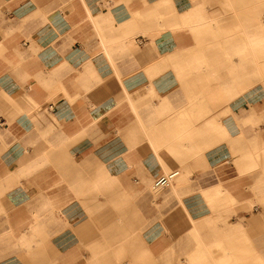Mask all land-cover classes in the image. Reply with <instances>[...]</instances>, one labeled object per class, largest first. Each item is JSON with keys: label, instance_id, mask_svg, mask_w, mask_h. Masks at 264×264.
Here are the masks:
<instances>
[{"label": "crops", "instance_id": "obj_1", "mask_svg": "<svg viewBox=\"0 0 264 264\" xmlns=\"http://www.w3.org/2000/svg\"><path fill=\"white\" fill-rule=\"evenodd\" d=\"M161 2L0 0V118L6 123L0 128V264H18L21 259L22 253L6 250L17 241L9 242L6 232L20 229L23 215L30 213L25 207L34 198L33 189L22 190L20 176L36 172L46 155V164L68 165L70 174L88 169L95 159L98 170L109 167L114 176L133 183L140 180L141 172L156 179L163 175V166L182 163L169 152L161 153L160 163L148 140L137 136L171 117L164 102H154V109L160 108L156 113L144 106L151 101L147 95L151 88L163 99L174 81L171 55L178 51L179 42L158 32L149 11ZM175 4L184 5L183 0ZM127 100L141 110L142 124L126 120L131 117ZM234 112L240 110L227 112L222 120L231 138L240 132ZM231 140L206 152L211 167L220 158L221 147L230 151ZM64 150L81 159L65 161ZM33 175L36 180L37 173ZM78 182L77 178L74 183ZM70 186L50 196L71 198ZM47 206L34 207L31 213L45 214ZM52 206L47 213L62 216L49 229L55 223L56 227L71 225L64 211H54ZM6 212L12 227L7 226ZM50 242L54 245L51 237L47 245ZM55 245L60 249V243ZM68 250L61 247L58 252ZM32 254L28 257L32 262H54L53 256L37 259Z\"/></svg>", "mask_w": 264, "mask_h": 264}, {"label": "rangeland", "instance_id": "obj_2", "mask_svg": "<svg viewBox=\"0 0 264 264\" xmlns=\"http://www.w3.org/2000/svg\"><path fill=\"white\" fill-rule=\"evenodd\" d=\"M176 2L178 0H164L158 14L150 12L151 19L155 20L153 23L157 24L158 32L171 34L179 42L178 53L171 58V72L174 75H172L174 78L172 91L163 99L154 96L149 104L144 106H149L150 110H153L156 107L154 102H158L159 105L164 102L168 114L171 115L167 119L176 117L178 113L175 115L173 112L185 111H183L185 115L182 122L186 121L189 124L186 135H191L192 139H195L193 141L195 143L191 144L187 138L185 147H183L185 143L179 148L174 146L175 142H171L169 144L173 145V148L167 149L170 154L177 155L179 161L183 160L180 167H174L167 173L175 169L180 171V176L182 172L189 173L186 182L182 184L181 191L175 192V189H172L175 187V183H171L168 187L157 188L156 192V190L146 189L145 183L141 179L133 183L127 182L122 177L119 178L117 187H92L95 178L100 176V170H98L100 165L95 159L93 166L80 173L70 174L67 172L68 165L46 164V155L43 157L42 163L39 164L40 168L34 172L37 173L36 180L34 173H25V176H20L22 183L24 180L21 185L22 190L31 188L35 193L32 200L27 199L31 202L25 208L30 213L23 215L25 220L19 224L21 230L17 231L16 237L21 235L29 221L34 218L35 215L31 213L32 209L42 206L43 202L54 205V207L52 206L54 211L63 210L65 213L63 216L66 215L71 227L66 228L63 225L56 227L62 215L47 213V210L51 208L50 205L47 206L41 221V234L35 236L34 239L25 238L26 241L33 240L32 244L35 242H41V244H35L37 247L28 252L19 238H13V242L17 241L13 244L12 250L16 254L22 253L18 256L19 258L21 256L18 264H76L78 259H80V264H86L84 260L91 253L90 244L101 240L106 228L112 226L114 222L123 224H120L115 230L113 237L103 236L109 244L117 242L124 236V233L131 232L132 222L128 221L131 220L128 218L129 214L126 218L120 212L119 207H122L121 210H136L138 218L134 223V229L141 234L144 241L148 242V246L152 248L159 246L155 253L144 252L133 255L134 259L137 257L149 258L152 260L151 264H159V253L173 244L176 245L173 250L166 253L167 260L164 264H179L181 259L194 257V252L191 249L193 250L195 246L187 249L183 245V242H187L189 239L187 231L194 223L209 220L211 227L207 231L219 235L211 240L201 238L203 244L199 248L207 249L209 263L221 264L220 259L229 253L235 257L234 261L238 260V264H262L259 257L264 258V248L260 245V242L264 243V215H262L264 208V68L259 67L257 63L264 53H251L254 62L248 71L252 76L243 79L242 83L239 80L238 84H235L238 90L243 89L245 92L229 103V111L226 106L229 102L227 93L222 91L220 95H210V92L221 88V80L212 77V75L216 76L217 68L214 66L217 64L212 65L210 60L203 61L207 68L200 74L202 69L197 67L203 62L196 59L199 57L198 54H202L204 45H209L215 40L224 41L228 38L226 36L229 34L225 28L228 24L231 28L232 25L233 28H235L234 25H238L235 32L256 36L259 40L264 41V26L258 25L261 17H264V0H183L184 5L181 6L176 5ZM179 10L182 11L179 13ZM213 25L216 26L213 27ZM246 25H248L247 28ZM213 32H218V37L214 40L208 38ZM204 34L207 36L205 37ZM151 39L154 40V37ZM249 49L258 50L260 48ZM194 51L195 53H193ZM223 55H226L224 50ZM230 56L237 59L234 53ZM126 104L129 106L127 110L131 116L126 120H131L130 123L136 124V121L141 123L142 121L138 118L141 110L134 106L130 100H127ZM194 104L196 106L191 108ZM231 110H240L239 113L234 112L240 132L233 138H231L233 135L230 132L228 136L222 137L221 143L232 139V148L226 152L224 147H221L218 151H221L220 158L215 160L216 162L211 167L206 158V152L210 149L206 151L204 137L196 136L194 131L205 129L206 122L209 120L214 124L219 120L223 123L225 115ZM177 119L179 118L177 117ZM121 136L125 137L122 134ZM137 136L140 141L148 140V133ZM50 137L52 138V135ZM54 140L56 141V139ZM52 141L48 143H52ZM193 144L201 145L202 148L190 151L188 146ZM149 147H151L150 143ZM150 150L154 153L152 148ZM201 152L206 159L205 167L200 158ZM61 153L65 161L75 160L78 162L81 159L79 155H71L66 150ZM158 161L162 162L159 158ZM29 178L32 180L30 181ZM77 178L81 182L74 183ZM191 178L194 181H191ZM153 182H155V178ZM69 184H71V198L58 194L50 196V192L63 191L67 187L69 188ZM215 185H222L233 198L228 194L209 193L207 188ZM43 192L46 197L42 195ZM78 192L82 195L78 196ZM188 201L191 203L190 207ZM124 213L126 212L124 211ZM51 215L58 219L54 221L57 223L54 224L52 231L49 229L53 222L49 219ZM5 217L7 226L12 227V220L9 219L8 212ZM239 221L243 226L241 232L230 233L228 225L232 223L234 226H238ZM47 224L48 229H46ZM95 234L96 237H94ZM49 237L54 241V244L60 243L63 249H71L64 253L53 251L46 243ZM210 241L213 243L211 244ZM31 253H33L32 255L37 254V259L41 258L40 255L53 256L54 262H32L28 258ZM128 256L130 257V254ZM136 261L137 259L133 264Z\"/></svg>", "mask_w": 264, "mask_h": 264}, {"label": "bare ground", "instance_id": "obj_3", "mask_svg": "<svg viewBox=\"0 0 264 264\" xmlns=\"http://www.w3.org/2000/svg\"><path fill=\"white\" fill-rule=\"evenodd\" d=\"M163 3H164V0H162L161 4H163ZM161 4H157L155 6H150L149 11L151 13L158 14L157 12L159 9H161ZM258 25L264 26V17H261ZM215 26L216 25H213V27H215ZM234 26H235V28H237L238 25H234ZM247 26L248 25H246L245 27L247 28ZM228 27H229V31H228ZM225 28H226L227 33L229 34L226 36L228 38L225 39L224 41L215 40V41L211 42L209 45L203 44L204 45L202 47L203 52H202V54H198L199 57L196 60L199 62L210 60L212 62V65L217 64V66H214V68H217V72H215L216 76L212 75V77L218 78L221 80V82H220L221 88H220V90H216L215 92H213V91L210 92V95H212V96L220 95L222 91L227 93L229 102L226 104V106H227L228 111H229V103L231 101L236 100L239 96H241L245 92L243 89L238 90L236 88L235 84H238L239 80L241 81L240 83H242L243 79H248L249 77L252 76V74L248 71L252 68L251 65L254 62V60L251 58V56H252L251 53H264V49H262L264 47V41L259 40L258 38H256V36H248V34H246V33L243 34V32L240 33L239 31L235 32L236 29L233 28V25L231 28L228 24V26H225ZM239 34H241L240 37H239ZM200 35H203V34H200ZM204 36L206 37L207 35L204 34ZM210 36L211 37H208V38H212L214 40L216 37H218V32L210 33ZM152 41H153V39H152ZM134 43H135V41H134ZM252 47H259L260 49H258V50L249 49ZM223 50L226 53V55H223ZM176 53H178V52H176ZM193 53H195V51ZM233 53L237 56V59L232 58L230 56V54H233ZM173 57L174 56L171 55V58H173ZM260 58H261V60L257 64H259V67L264 68V56L261 55ZM249 59H251V60H249ZM197 68L202 69V72H200V74H201L205 71V68H207V67H206V65H204V62H203ZM218 70H220V71H218ZM202 75H204V74H202ZM147 95H148L150 100H151V98L156 96L154 91L152 90V88L148 91ZM200 95H203V94L200 93ZM189 103L191 104V102H189ZM195 106H196V104L192 105L191 108H193ZM158 110H160V108L153 109V112L156 113ZM183 111L173 112V114H175V115H176V113H178L175 118L165 119L162 122L155 124V126L152 127L150 129V131L148 132V138H147L148 142L150 143L151 148L154 150L153 151L154 154L159 159L162 158L161 153L168 152V150L173 148V145L169 144L171 142H175L176 145H174V146L179 147V148L181 145H183L186 142L187 138L189 139V142H191V144L195 143V142H193L195 139H192L191 135H186L187 126L189 124H187L186 121L182 122L183 116L185 115L184 114L185 111L184 112ZM177 117L179 119H177ZM229 132H230L229 129L226 128V125H224L222 122L219 121V123L214 124V122L212 123L211 120L206 122L205 129H197L194 131L196 136L204 137L203 139L206 142V146H205L206 151L214 148V146H216V145L221 144L222 137L228 136ZM186 144L187 143H185V145L183 147H185ZM201 148H202L201 145L195 146V144L188 146V149L190 151L192 149L200 150ZM186 149H187V147H186ZM202 154L203 153L201 152L200 158L202 159V165L205 167L207 163H206V159H205L204 155H202ZM125 164H127V163H125ZM135 164H133V165H135ZM162 164H164V163H162ZM180 166H181V163L180 164L176 163L170 168H166V166H163L164 171H163L162 176L169 175L172 172H177L179 175L180 171H177L176 169L174 171H171L170 173H167V172L174 167H180ZM99 173H100V176L95 178L94 182L92 183V187H98V186H104V187L105 186H107V187L108 186L109 187H113V186L115 187L116 186L117 187L118 186L117 182H119L120 177L114 176L112 174L111 168H109V167L107 168V167L103 166V167H101V170ZM164 173H166V174H164ZM178 175L175 176L169 183V185L171 183H175L174 184L175 187L173 185L174 188H172V189H175V192L181 191L182 184L186 182L187 176L189 177V173L182 172L181 176L179 175V177H178ZM139 176H140L141 181L143 183H145L146 189L148 188L149 190H154V191L156 190V192H157V188L155 187V183H156V180L158 178H156L155 182H153L154 178L152 177V175H150L149 173H146V172L145 173H143V172L139 173ZM162 176H160V177H162ZM207 191L209 193L214 192L217 195L221 194V193L222 194H228L229 197L233 198V196L230 195L229 192L225 188H223L222 185H215V186L209 187V188H207ZM50 200H49V202H50ZM42 204H44V202ZM122 204H125V203H122ZM46 205H48V204H46ZM49 205H50V203H49ZM121 208L122 207H119V210L122 213V215H124L127 218L128 214H129L128 218H130L131 220H128V221L132 222L131 223V225H132L131 232L130 233L127 232L126 234L124 233V236L121 237L120 239H118L117 242H115L114 244H109V242L108 241L106 242V240L104 238L105 237H111V236L113 237L115 234V230L119 227L120 224H123V223H119V222H114V224L112 226L106 228L105 232L102 234L101 240L99 239L95 243L90 244L91 246H89V249H90L91 253L89 254V257L84 260L86 262V264H133V262L136 259H137V261L135 262V264H151L150 263L152 261L151 259L140 258V257H137L136 259H134L133 255L142 254L144 252L145 253H147V252L155 253L156 250H158L159 246H156L155 248L148 246V242L144 241L141 237V234L136 232V230L134 229V223H135V221H137L136 219L138 218L137 211L133 210V209H131V211H128L125 209L121 210ZM123 210L127 214L124 213ZM33 214L35 215L33 218V221H31V223L29 224V226L27 228L23 229V231L19 237H16V233L18 230H15L13 228L6 232L7 238L11 239V240H8L9 242H12L13 238H19L21 240V244L26 247L28 252L33 250L34 248H36L37 246L35 244H37L38 242H35V244H32L33 240H31V242H30L29 240L26 241L25 238L34 239L35 236L41 234V221L44 217V215L41 213H33ZM262 215H264V208L262 211ZM45 219H46V217H45ZM49 219L51 221H57L58 220L56 216H54V218H53V215H51ZM240 223H241V221L238 222V224H237L238 226H234V224L230 223L228 225V231L230 233L241 232V230L243 229V226L240 225ZM210 224H211V221L203 220L200 222H196V223H194V225L189 227V229L187 231L189 239L187 242L184 241L183 245H184V247L186 246L187 249H189L191 246L194 245L195 247L193 250L191 249V251L194 252L195 256L192 258L181 259L182 261L179 264H213V263L208 262L207 249H205L204 247L202 249L199 248L200 245L203 244V242L201 241V238L211 240V238L219 237L218 234L213 233V232L209 233L207 231V229L211 227ZM63 226L66 228H69L71 225H69V223L66 222V223H64ZM103 236H105V237L103 238ZM94 237H96V234ZM125 237H127V238H125ZM191 238H192V240H191ZM81 239H84V238H81ZM205 243L207 244V242H205ZM210 243L212 244L213 241H210ZM39 244H41V242L38 243V245ZM49 245L53 251L59 253L58 251H60V249L58 247H56L55 244L52 245L50 242ZM175 245L176 244H173L172 246L167 248L165 251H162L159 253L160 254V257L158 258L159 264H164L166 262V260H167L166 253L169 252L170 250H173ZM260 245H262V247L264 248L263 242H260ZM210 248H213V246H210ZM7 249H13V245L7 246L6 250ZM77 249H78V247H77ZM210 250L213 251L212 249H210ZM129 254H130V257L128 256ZM234 259H235V257H232V254L228 253L227 255H225L223 257V259H220V263L221 264H238V260H235L236 261L235 262ZM259 259H260V262L262 264H264V258L259 257ZM76 264H80V259L77 260Z\"/></svg>", "mask_w": 264, "mask_h": 264}, {"label": "built area", "instance_id": "obj_4", "mask_svg": "<svg viewBox=\"0 0 264 264\" xmlns=\"http://www.w3.org/2000/svg\"><path fill=\"white\" fill-rule=\"evenodd\" d=\"M5 126H6V123L4 122V120L2 118H0V128H4ZM177 175H178L177 172H172L169 175L159 177L156 180L155 187L156 188L167 187L169 185L170 181Z\"/></svg>", "mask_w": 264, "mask_h": 264}]
</instances>
